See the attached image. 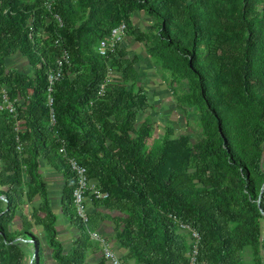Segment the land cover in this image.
I'll use <instances>...</instances> for the list:
<instances>
[{"label": "trees", "instance_id": "1", "mask_svg": "<svg viewBox=\"0 0 264 264\" xmlns=\"http://www.w3.org/2000/svg\"><path fill=\"white\" fill-rule=\"evenodd\" d=\"M121 23L167 76L177 108L198 116L200 138L172 127L155 137L149 120L139 124L150 105L133 63L121 44L109 61L98 53ZM61 49L72 66L49 106L47 74ZM16 53L30 73L6 66ZM106 61L117 76L98 97ZM4 90L19 100L21 128L0 110V264H84L98 219L78 217L61 148L109 195L98 203L125 213L116 240L126 260L189 264V226L200 234L195 264H264V0H0V104ZM41 158L66 178L64 212L82 238L71 254L57 240ZM35 200L41 216L26 220Z\"/></svg>", "mask_w": 264, "mask_h": 264}, {"label": "crops", "instance_id": "2", "mask_svg": "<svg viewBox=\"0 0 264 264\" xmlns=\"http://www.w3.org/2000/svg\"><path fill=\"white\" fill-rule=\"evenodd\" d=\"M140 21L145 23L149 22L146 21V19L144 20L143 18H138V20L135 21L136 28L141 30L148 28V26L141 27V24L139 25V23H141ZM121 47L125 52L124 59L133 63L135 70L139 75L136 88L143 90L149 98L150 107L140 114L139 124L141 125L143 121L149 120L154 126L155 137L162 138L164 134L162 129L164 128L165 131L166 127L171 126H164L162 128L158 121L163 120L162 123L166 124L168 119H171V117H175L176 115V101L172 95L171 89L167 82H163L162 78L156 76L158 73L156 72V67L154 66L150 56L146 53L145 47L142 43L127 34L121 44ZM6 66L9 70H17L26 74L31 71L26 57L21 53H16L8 59ZM116 163L117 159H114L109 168L112 169ZM40 164L50 209L56 216V227L58 233L57 240L63 247L64 254H71L76 248H81L82 238L74 221L71 220L64 212V189L66 185V178L62 172L57 170L53 165L49 164L44 158L40 159ZM94 186L96 187V185ZM34 203L35 204L30 203L29 208L27 207L25 210L24 216L26 220H32V215H34L35 220L37 221V218L41 216V213L35 214L33 211L34 207H40V200H35ZM87 207L89 217H96L98 219L96 227L93 230V234H96L100 236V238L106 240L114 252L121 258V260H123V262H125V264H134L133 261L126 260L124 256L127 254V251L120 248V243L116 240V230L117 228L123 226V220L125 218V215L123 216V213L119 210L117 205L116 208H106L104 205H100L98 202H95L94 204H88ZM36 221H33V224L30 225L33 229L38 228L37 225H35ZM87 240V242H92L90 238ZM97 243L98 245L91 243L90 248H88L84 253V264H111L104 257L101 244L99 242ZM46 250L49 255H52L51 250L47 248Z\"/></svg>", "mask_w": 264, "mask_h": 264}, {"label": "built area", "instance_id": "3", "mask_svg": "<svg viewBox=\"0 0 264 264\" xmlns=\"http://www.w3.org/2000/svg\"><path fill=\"white\" fill-rule=\"evenodd\" d=\"M58 20L61 24V19L58 18ZM127 31L128 28L125 23H121L119 26L112 29L111 33L100 42V45L98 47L99 55L109 61L110 55L116 52V49L119 44H122L124 38L127 35ZM54 42L55 47L62 46V40L60 39V37L55 38ZM60 51L61 55L60 58H58V60L56 61L55 68L50 69L47 74L49 106H52L54 103V98L52 97V94L54 92L56 84L62 80L66 72H68L69 68L72 66L70 53L64 49H61ZM106 66L107 71L99 88L98 97L105 96L107 91L110 89V86L113 82V78L115 76V73L111 68V64L109 62L107 63V61ZM17 103H19V100L15 99L10 101L6 91L4 90L3 103L0 104V110L7 111L11 115V119L13 120V126L15 130L19 133L21 128V113L17 108ZM51 120L52 122H55L53 112L51 114ZM17 150L19 153L22 152V146L20 143L18 144ZM60 153L64 157V160L75 175L76 187L73 192V205L78 217L82 220L84 225H87L89 222V213L87 205L94 204L95 202L105 201L109 198V195L97 189L94 185L90 183L87 168L85 166L79 165L74 158L68 157L67 152L64 148L60 149ZM183 228L185 230H188L192 234V238L194 240V247L189 258V264H195L199 253L200 234L198 231L190 228L189 226H183ZM88 234L93 242H99L101 244L103 255L106 260H108L111 264H124L106 240L100 238V236L96 234H93V232L88 231Z\"/></svg>", "mask_w": 264, "mask_h": 264}, {"label": "rangeland", "instance_id": "4", "mask_svg": "<svg viewBox=\"0 0 264 264\" xmlns=\"http://www.w3.org/2000/svg\"><path fill=\"white\" fill-rule=\"evenodd\" d=\"M140 22L141 23H139V25L141 24V27H147L150 24V22H147V23L142 22V21H140ZM156 72H158L156 74V76L161 78V75H160L157 68H156ZM166 79H167V76L162 79L163 82L164 81L167 82ZM175 114H176L175 117H171V119H168L166 124L162 123L163 120L158 119L159 120L158 122L161 125V127L163 128L164 126H171L177 132L176 137H180L181 135H188L191 138L192 142L195 141L197 138L201 137V130L198 128V124H197L198 116L195 113L189 112V113H187V115H185L176 106V113ZM162 130L164 132V128ZM124 215H125V213H123V216ZM92 243L95 245H98L97 242L94 243L92 241ZM24 244L27 246L29 243H24ZM32 247L34 248V250L31 249V252H33L32 257L34 258L35 257V246L32 245Z\"/></svg>", "mask_w": 264, "mask_h": 264}, {"label": "water", "instance_id": "5", "mask_svg": "<svg viewBox=\"0 0 264 264\" xmlns=\"http://www.w3.org/2000/svg\"><path fill=\"white\" fill-rule=\"evenodd\" d=\"M258 211L261 213V214H264V209L263 207L261 206V204L258 202ZM37 253V249L35 250V255ZM32 263V262H31Z\"/></svg>", "mask_w": 264, "mask_h": 264}]
</instances>
